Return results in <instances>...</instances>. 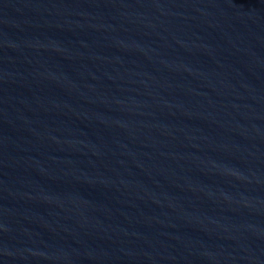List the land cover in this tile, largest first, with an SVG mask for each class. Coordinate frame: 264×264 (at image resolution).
Returning <instances> with one entry per match:
<instances>
[{"label":"water","instance_id":"obj_1","mask_svg":"<svg viewBox=\"0 0 264 264\" xmlns=\"http://www.w3.org/2000/svg\"><path fill=\"white\" fill-rule=\"evenodd\" d=\"M0 264H264V0H0Z\"/></svg>","mask_w":264,"mask_h":264}]
</instances>
